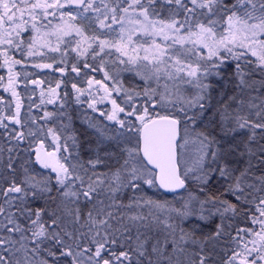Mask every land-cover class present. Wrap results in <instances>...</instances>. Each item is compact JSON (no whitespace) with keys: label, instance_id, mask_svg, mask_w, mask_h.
<instances>
[{"label":"snow or ice","instance_id":"obj_1","mask_svg":"<svg viewBox=\"0 0 264 264\" xmlns=\"http://www.w3.org/2000/svg\"><path fill=\"white\" fill-rule=\"evenodd\" d=\"M0 89V264H264V0H0Z\"/></svg>","mask_w":264,"mask_h":264},{"label":"trees","instance_id":"obj_2","mask_svg":"<svg viewBox=\"0 0 264 264\" xmlns=\"http://www.w3.org/2000/svg\"><path fill=\"white\" fill-rule=\"evenodd\" d=\"M0 94H3V90L2 89H0Z\"/></svg>","mask_w":264,"mask_h":264},{"label":"flooded vegetation","instance_id":"obj_3","mask_svg":"<svg viewBox=\"0 0 264 264\" xmlns=\"http://www.w3.org/2000/svg\"><path fill=\"white\" fill-rule=\"evenodd\" d=\"M50 71H51V70H50ZM50 71H49V72H50ZM50 73H51V72H50Z\"/></svg>","mask_w":264,"mask_h":264},{"label":"rangeland","instance_id":"obj_4","mask_svg":"<svg viewBox=\"0 0 264 264\" xmlns=\"http://www.w3.org/2000/svg\"><path fill=\"white\" fill-rule=\"evenodd\" d=\"M29 70H31V69H29Z\"/></svg>","mask_w":264,"mask_h":264}]
</instances>
